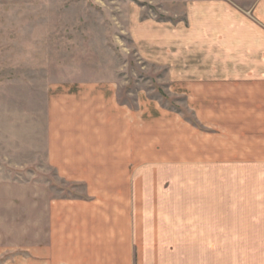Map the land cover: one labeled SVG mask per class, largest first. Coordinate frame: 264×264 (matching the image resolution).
<instances>
[{"label":"crops","instance_id":"crops-1","mask_svg":"<svg viewBox=\"0 0 264 264\" xmlns=\"http://www.w3.org/2000/svg\"><path fill=\"white\" fill-rule=\"evenodd\" d=\"M251 11L202 2L187 25L139 29L140 52L187 90L188 120L160 101H122L116 83L64 85L47 156L85 194L57 201L47 244L0 264H182L176 251L213 264L214 251L260 241L249 235L264 231V0Z\"/></svg>","mask_w":264,"mask_h":264},{"label":"rangeland","instance_id":"rangeland-1","mask_svg":"<svg viewBox=\"0 0 264 264\" xmlns=\"http://www.w3.org/2000/svg\"><path fill=\"white\" fill-rule=\"evenodd\" d=\"M210 1L0 0V262L47 244L57 201L85 194L83 184L68 183L48 160L50 100L66 84L116 83L122 101H160L188 120L187 90L172 84L168 66L140 52L137 34L150 22L171 30L187 25L193 4ZM223 1L252 17L258 2ZM184 145L182 139V152ZM262 232L249 235L257 243L238 245L246 249L214 251L213 264H264ZM177 253L176 262L188 264L187 251Z\"/></svg>","mask_w":264,"mask_h":264}]
</instances>
